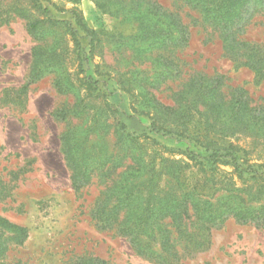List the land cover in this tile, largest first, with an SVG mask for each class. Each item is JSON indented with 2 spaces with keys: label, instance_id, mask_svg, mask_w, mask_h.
<instances>
[{
  "label": "trees",
  "instance_id": "16d2710c",
  "mask_svg": "<svg viewBox=\"0 0 264 264\" xmlns=\"http://www.w3.org/2000/svg\"><path fill=\"white\" fill-rule=\"evenodd\" d=\"M103 1L95 0L116 19L133 26L135 46H127L134 49L135 59L149 64L150 71H136L134 82L152 121L151 131L182 138L193 128L190 123L195 115L201 113L199 119L205 124L211 120L213 126H220L231 118L227 116L229 112L251 134L260 127L264 129V112L251 109L241 119L236 107L222 101L217 92L221 81L218 75L198 72L179 92L167 85L180 78L186 65L178 55L189 43L186 17L216 34L221 48L232 59L255 71H264V44L243 37L253 19L260 17V24L264 21V0H170V7L159 0ZM9 12V18L25 22L26 32L35 42L26 81L15 92L16 98L25 96L30 85L51 77L52 89L63 99L51 112L53 120L61 125L59 152L75 195L81 197L89 185L99 187L88 211L98 229L127 240L135 255L149 262L180 264L184 257L207 250L211 230L227 220L264 228V173H258L264 166L258 165V169L248 172L253 168H248V152L232 148L237 149L236 154L242 152L244 162H240L241 157L220 152L203 137L200 144L204 156L196 160L203 182L194 183L185 172L188 165L165 157L169 150L158 141L128 133L116 117L103 119L106 107H112L106 103L103 92L94 89L84 96L74 87L69 66L75 62L66 63L56 44L48 42L54 27L63 24L62 21L35 18L26 13L18 0H13ZM3 16L0 13V27L7 24ZM75 46L80 48L78 41ZM79 58L78 55L76 61ZM161 86L171 93V105L155 96L153 91ZM94 92L97 94L93 95ZM235 94L240 102L243 97L238 90ZM199 105L205 108L203 113ZM228 155L229 160L225 159ZM218 165H231L236 172L243 168L241 172L246 176L243 189L233 188L229 179L223 181V176L217 174ZM27 238L25 227L0 216V264H9L5 261L7 252L24 244ZM71 264L109 263L98 257L78 256Z\"/></svg>",
  "mask_w": 264,
  "mask_h": 264
},
{
  "label": "rangeland",
  "instance_id": "374dc122",
  "mask_svg": "<svg viewBox=\"0 0 264 264\" xmlns=\"http://www.w3.org/2000/svg\"><path fill=\"white\" fill-rule=\"evenodd\" d=\"M18 1L24 5L26 13L35 18L63 22L54 27L48 42L56 44L66 63L75 62L69 66V74L81 95H89L94 89L104 93L106 103L112 107L105 106L107 112L103 119L116 117L128 133L147 135L158 141L169 150L165 157L188 165L185 172L194 183L203 182L196 164V160L204 156L200 144L203 137L220 152L241 157L240 162H244L242 152L236 154L237 149L232 148L248 152V168L253 167L248 172L258 169V165L264 166V129L260 127L251 134L231 112L227 114L231 116L227 124L220 126H213L211 120L205 124L199 119L201 113L195 115L190 123L193 128L182 138L151 131L152 121L134 82L136 71L150 69L147 62L135 59L134 49L127 46H135L133 26L116 19L95 0ZM159 1L171 6L170 0ZM12 3L13 0H0V13L7 19V24L0 27V216L25 227L28 238L24 244L12 247L5 261L9 264H71L78 256H92L109 264H154L135 255L127 240L98 229L90 220L88 211L98 195L97 185L86 187L81 197L73 193L59 152L61 125L51 117L52 110L63 99L52 89L51 77L30 85L25 96L16 98L15 92L26 81L35 42L27 34L23 20L9 18ZM260 20V17L253 19L243 37L264 44V21L260 24ZM184 22L190 33L189 43L178 55L186 65L180 78L167 85L179 92L198 72L218 75L221 78L218 94L222 95L223 102L236 107L241 119H245L251 109L264 112V71H255L232 59L208 27L189 17L184 18ZM75 41L80 44L79 49H75ZM78 55L80 58L76 61ZM81 59L85 61L78 67ZM236 90L243 97L240 102ZM153 92L158 99L172 104L167 87L161 86ZM199 109L203 113L205 108L199 105ZM116 110L118 114H114ZM230 158L228 155L225 159ZM218 168L217 174L223 176V181L229 179L233 188L245 186L243 168L238 172L231 165H218ZM258 170L264 173V168ZM210 235L207 250L184 257L180 264H264L263 227L239 225L230 219L211 230Z\"/></svg>",
  "mask_w": 264,
  "mask_h": 264
}]
</instances>
